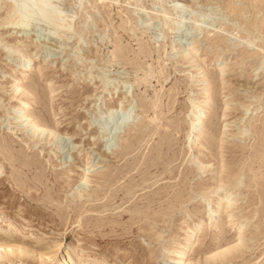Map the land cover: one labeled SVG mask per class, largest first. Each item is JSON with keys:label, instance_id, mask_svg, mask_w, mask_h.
Instances as JSON below:
<instances>
[{"label": "rangeland", "instance_id": "obj_1", "mask_svg": "<svg viewBox=\"0 0 264 264\" xmlns=\"http://www.w3.org/2000/svg\"><path fill=\"white\" fill-rule=\"evenodd\" d=\"M21 1L0 0V235L23 254L1 262L264 264V0H57L56 38L8 27Z\"/></svg>", "mask_w": 264, "mask_h": 264}, {"label": "bare ground", "instance_id": "obj_2", "mask_svg": "<svg viewBox=\"0 0 264 264\" xmlns=\"http://www.w3.org/2000/svg\"><path fill=\"white\" fill-rule=\"evenodd\" d=\"M56 1L57 0H22L19 4L14 3L12 11L10 12V14H8L5 23L8 24V27L18 28V30H21V31H27L29 27H30V29H33V26H34L33 24H39V23L43 24V22L48 23V24H53L55 29H54V32L49 36H51L53 38L59 37L60 32H64V31L68 30L70 28L71 24L67 21V20H69V18L67 20H65V18H64L65 16L63 17V15H61V11H56L57 9L55 10V5L57 4V3H55ZM6 3H8V2H6ZM155 16H157V15H155ZM149 22H148V24H149ZM170 29L172 30V27ZM8 51L10 54L14 50L8 49ZM30 64H31V59H29V63L24 66L25 70H28ZM25 104H26V101H23L22 105H25ZM203 115H204L203 112H200L195 116L194 121L192 122L193 123V126H192L193 129L196 125H200L203 123V117H202ZM88 164H89V161L81 167V170L83 171V170L88 169V168H86V166ZM225 196H227V195H224V196L222 195L220 197L217 196L218 199H217V201H215L214 210L220 211L219 209L223 207V204L225 202ZM194 235H195V228H192L191 230H189L187 239L185 240V242L181 246L182 251L179 252V256L177 258L178 261H180L183 258V254H185V252L191 247L192 239H193ZM22 248H23L22 245L11 241V239L9 240V238L7 239L6 236L0 235V264H4L3 263L4 261L1 262L3 259H6L7 262H10V263L13 262L12 257H14V256L18 257L19 255L23 254ZM28 250L30 252L34 251V253L36 251V250H32L31 248L30 249L28 248ZM35 254H37V256H38V254L42 256L41 252H39V251ZM43 255H45V254H43Z\"/></svg>", "mask_w": 264, "mask_h": 264}]
</instances>
